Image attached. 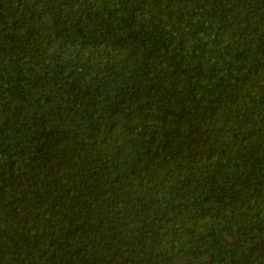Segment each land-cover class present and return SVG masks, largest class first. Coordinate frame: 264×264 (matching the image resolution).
<instances>
[{
    "label": "trees",
    "instance_id": "16d2710c",
    "mask_svg": "<svg viewBox=\"0 0 264 264\" xmlns=\"http://www.w3.org/2000/svg\"><path fill=\"white\" fill-rule=\"evenodd\" d=\"M0 264H264V0H0Z\"/></svg>",
    "mask_w": 264,
    "mask_h": 264
}]
</instances>
